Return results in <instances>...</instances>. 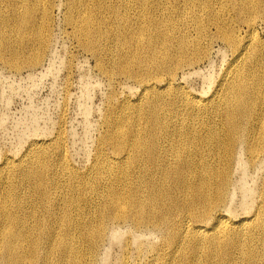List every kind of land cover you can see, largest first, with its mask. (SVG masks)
<instances>
[{
    "label": "bare ground",
    "instance_id": "1",
    "mask_svg": "<svg viewBox=\"0 0 264 264\" xmlns=\"http://www.w3.org/2000/svg\"><path fill=\"white\" fill-rule=\"evenodd\" d=\"M114 1L70 0V4L77 8L83 47L93 44L103 50L110 39L115 40L119 46L116 64L129 76L139 77L141 94L136 104H124L110 117V112L106 114L103 140L113 146L111 153L99 149L95 175L89 178V171L82 184L68 180L67 194L59 188L70 171L49 169L41 159L49 151L35 148L28 158L3 160L0 264H96L106 238L123 242L120 227L114 229L119 224L129 226L128 239H137L134 231L143 228L163 233L165 241L143 264H175L179 259L183 261L178 264H264L256 245L264 239V213L257 207L251 218L234 220L229 215L232 170L247 164V152L251 160L264 157V115L256 113L264 38L258 39L250 23L246 41L232 31L221 35L237 61L221 75L210 96L200 101L179 86L184 80H178L175 69L194 63L195 59L180 58L195 47L192 58L202 51L206 53L202 58L210 54L212 40L201 42L204 25L198 27L197 19L190 17L198 28L194 33L187 27L179 29L175 19L156 21L153 28L127 29L123 25L127 16ZM251 1L175 0L167 9L178 15L180 6L197 4L207 12V7L225 2L232 10L244 12ZM160 3L154 1L157 11L166 10ZM52 6V0H0L1 66L14 70L36 66L48 40ZM106 11L115 18L109 36L100 31L106 29H95L99 15ZM147 20L153 24L152 15L142 8L138 22ZM224 24L219 18L213 21L219 29ZM158 44L164 49L161 53L156 50ZM98 48L91 50L100 65ZM144 48L151 52L147 62L142 51L134 50ZM182 73V79L186 78L187 72ZM14 177L20 184H13ZM241 192L240 204L247 212L252 208L251 189ZM126 246L118 264H131Z\"/></svg>",
    "mask_w": 264,
    "mask_h": 264
},
{
    "label": "rangeland",
    "instance_id": "2",
    "mask_svg": "<svg viewBox=\"0 0 264 264\" xmlns=\"http://www.w3.org/2000/svg\"><path fill=\"white\" fill-rule=\"evenodd\" d=\"M52 1L53 6L49 9L47 23L48 40L44 44L41 58L36 66L14 70L0 65V168L6 158L14 161L22 157L28 158L30 152L32 155L34 154L33 149L35 148L49 151L46 156L41 157L49 169L54 168L64 173L70 171V174L64 176L60 182L62 187L59 189L64 195L70 191L67 188L68 180L72 181L73 179L75 183L82 184V180L87 178L89 171V178L95 175L100 166V161L96 160L101 157L97 155L99 149H102L105 154L111 153L113 146L103 140L107 134L105 131L106 114L110 112V117L121 110L124 104H136L142 91V85L139 77L129 76V73L121 71L116 64L119 46L115 44V40L110 39L107 47L103 50L100 46L98 48V45L93 44H90L86 49L81 42L82 33L78 30L77 8L73 9L76 5H71L70 0ZM154 1H161L166 10L157 11ZM174 1L115 0L113 4H117L120 13L127 16L128 21L123 22L127 29L134 30L146 25H151L153 28L156 21L160 23L162 20L170 21L172 19L177 21L179 29L187 27L192 33L198 29L196 24L198 27L204 25L205 37L203 36L201 42L212 40L210 54L207 58L206 55L205 58H202L205 53L202 51L192 58L190 56L193 55L192 51H196L195 47L180 58L181 60L195 59L194 63L186 66L180 65L175 69V72L179 74L177 75L178 80H184L183 85L179 86L183 89L187 88L186 90L190 94L202 101L210 96L226 69L233 67V63L237 61L234 59L233 52L226 46L225 40L220 36L232 31L233 34L241 38L250 23L255 27L253 33L258 39L264 38V3H260L261 0H252L247 7L241 4L242 8H246L244 12L232 10L234 8L225 2L214 4L210 8L207 7V12L205 8L201 9L197 4H192L182 8L180 6L179 10L175 11L178 14L176 15L170 14L167 9L172 7L171 4ZM221 5L224 9L221 8L220 11ZM46 6L49 5L46 3ZM142 8L152 15L153 24L148 20L138 22L139 12ZM211 8L214 11L213 14L208 12V9ZM190 17L196 18L197 23L195 24L194 19H190ZM99 18V28L94 26L91 30L94 28L106 29V31H100L109 36L108 32L115 26V23L112 22L115 19L114 16L106 11L99 15ZM215 18L225 21L224 28L219 29L213 25ZM247 39L248 34L241 40L246 41ZM92 47L101 51L100 65L92 53ZM144 49L134 50L142 51L145 62H147L151 52ZM132 50L133 48L129 51ZM156 50L161 53L164 49L158 44ZM200 57L202 59L198 60ZM172 61L176 62L174 59ZM258 62L261 90L260 105L256 107V113L257 116L263 117L264 58ZM262 66L263 70L260 71ZM133 70L139 72V69L134 68ZM182 72H187L184 79H182L184 75ZM248 154L249 152L245 154L247 164L243 165V168L236 167L238 170L233 171V169L231 174V194L233 195L230 196V199L233 198V202H231L232 213L229 215L234 220L251 218V214L254 210L257 211V207L261 213H264V157L251 160ZM241 157L244 159L243 152ZM257 163L259 164L256 165ZM12 181L16 185L21 182L17 177H14ZM241 187L245 190L251 189L250 204L252 208H249L247 212L245 209L243 211L240 204L244 201L242 199L244 195L241 192L243 188L241 189ZM119 225L114 229L118 230L120 227L119 232L116 231L123 235L121 236L122 240L124 239L123 242L120 244L109 238L108 240L111 241L108 242L106 238L103 242L105 245L102 243L98 250L96 264L100 262V264L119 263L118 259L120 261L123 255L124 245H127L125 241L132 232L131 230L129 232L128 225ZM124 228L125 230H123ZM143 229L134 231V238L137 239H128V241L130 240L129 244L131 242L133 245L134 242H137V245L135 243L134 246L131 244H128L129 247L126 246L131 264H143L145 258L153 253V249L165 241L160 230L158 232L156 229L153 231L152 229ZM256 245L258 253L264 255V239H258ZM104 249L105 251L102 252ZM105 258L107 261L103 260ZM181 261L183 259L175 261V264Z\"/></svg>",
    "mask_w": 264,
    "mask_h": 264
}]
</instances>
